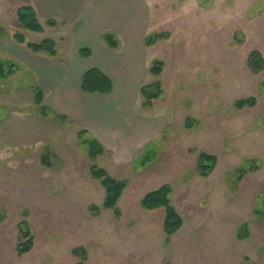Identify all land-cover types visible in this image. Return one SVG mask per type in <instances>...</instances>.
Masks as SVG:
<instances>
[{"label":"rangeland","instance_id":"obj_1","mask_svg":"<svg viewBox=\"0 0 264 264\" xmlns=\"http://www.w3.org/2000/svg\"><path fill=\"white\" fill-rule=\"evenodd\" d=\"M26 1L12 0L0 39V55L19 67L0 79V264H76L77 247L85 264H264V70L252 74L246 63L252 51L264 58V0H48L43 11L57 26L38 15L43 33L18 25ZM18 31L26 42L54 40L57 55L15 42ZM152 34L166 36L147 47ZM85 47L89 58L78 54ZM155 60L159 76L148 73ZM94 63L114 73L111 94L79 89ZM156 81L164 93L146 108L139 88ZM248 97L254 107H235ZM80 130L104 148L95 164L126 181L117 218L101 207L104 188L90 176ZM200 152L217 157L208 177L196 171ZM250 159L258 169L238 181ZM164 184L183 220L169 241L164 210L140 204ZM22 221L34 246L17 256Z\"/></svg>","mask_w":264,"mask_h":264},{"label":"trees","instance_id":"obj_2","mask_svg":"<svg viewBox=\"0 0 264 264\" xmlns=\"http://www.w3.org/2000/svg\"><path fill=\"white\" fill-rule=\"evenodd\" d=\"M183 1V0H182ZM17 22L20 28L24 31L43 33L44 27L40 23L35 10L31 6H21L16 11ZM45 24L51 28L57 26L55 19H46ZM7 35L4 28L0 27V39H3ZM165 34H152L144 38V45L147 47L152 46L158 39H163ZM15 42L25 45L27 49L33 53H46L51 57L57 55L56 43L52 39H44L38 43L26 42L25 35L22 32H15L12 35ZM104 42L112 49L118 47V42L115 39V35L110 32H105L102 35ZM83 58L91 57V50L89 48H81L78 53ZM247 67L252 74H259L264 70V58L259 51H252L247 58ZM163 67V62L155 60L148 69V73L153 76H159L161 74ZM18 65L7 58H3L0 55V79H6L13 76L17 70ZM113 81L110 77L104 74L101 70L97 68H91L86 70L80 79V90L84 93H104L109 94L113 90ZM164 91L162 85L159 81L143 85L139 88V95L143 98V106L146 108H151L153 102L162 97ZM35 103L40 106V112L46 113V108L42 105L43 102V92L37 88L34 94ZM237 109H242L245 107L251 108L256 105L255 97H248L245 99H239L234 103ZM57 117L65 120L66 117L63 115L55 114ZM186 127H191L190 119H186ZM87 131L80 130L77 133L79 139L83 145L87 147V155L92 161L90 166V176L100 182L104 188V200L101 205L102 209L112 210L115 217L120 216V210L117 206L119 199L122 197L123 192L126 188L125 180H117L113 178L105 169L98 167L95 164V160L104 151L102 144L94 137L86 136ZM247 163L241 168H238L239 176L238 181L242 178L258 169L256 161L253 159L247 160ZM217 164V157L213 154L207 152H200L197 157L196 171L201 177H208L214 170ZM172 188L169 184H164L147 192L140 201L141 207L144 210H164L163 219V232L166 241L176 234L182 224L183 220L176 208L172 205L170 200V194ZM89 211L91 216H97L100 212V208L96 206H90ZM4 220V216L0 214V223ZM242 232L244 235L248 234L247 226L244 224L242 226ZM34 246V238L30 233L29 225L22 221L18 225V244L16 246L17 256H22L29 253ZM72 254L79 258L76 264H85L87 261V251L83 247H77L72 249Z\"/></svg>","mask_w":264,"mask_h":264},{"label":"crops","instance_id":"obj_3","mask_svg":"<svg viewBox=\"0 0 264 264\" xmlns=\"http://www.w3.org/2000/svg\"><path fill=\"white\" fill-rule=\"evenodd\" d=\"M30 1V0H29ZM28 0L26 1V3L24 5L26 6H31L35 12H36V15L38 17V15H44V17L46 18H52L53 17V14H50L48 12H44L43 9L45 7V2L47 3L48 0H34L32 4H30ZM24 5H21V6H24ZM12 6V0H0V27H5L6 25H8L7 23H11L12 24V16L10 17V19L8 18V16L10 15V12L12 10L11 8ZM19 6V7H21ZM17 7L16 8V11L17 9L19 8ZM74 7H75V4H74ZM16 11H15V14H16ZM47 11V9H46ZM62 19V18H60ZM67 19V18H66ZM63 20V19H62ZM9 26V25H8ZM112 30V28H111ZM110 48V47H109ZM119 48V46L116 48V49H112V50H115L117 51ZM2 50V49H1ZM3 51V50H2ZM9 52V51H8ZM92 52V51H91ZM93 53V52H92ZM92 56V54H91ZM48 63V62H47ZM91 68H97L99 70H101L104 74H106L108 77L111 78V80L113 81V78H112V72L102 63H94L92 64L89 68L85 69L82 73H81V76L82 74L86 71V70H89ZM81 76H80V79H81ZM114 84V82H113ZM114 88H115V85L113 86V90L112 92H114ZM79 89H80V80H79ZM111 92V93H112ZM109 93V94H111ZM88 94H102V95H107V94H104V93H88ZM97 101H100L103 99H95ZM86 130V129H85ZM89 131V130H87ZM95 138V137H94ZM98 140V139H97ZM101 143V142H100Z\"/></svg>","mask_w":264,"mask_h":264}]
</instances>
